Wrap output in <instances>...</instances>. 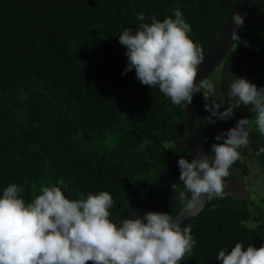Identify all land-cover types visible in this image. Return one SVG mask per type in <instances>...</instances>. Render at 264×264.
<instances>
[{
    "label": "trees",
    "instance_id": "obj_1",
    "mask_svg": "<svg viewBox=\"0 0 264 264\" xmlns=\"http://www.w3.org/2000/svg\"><path fill=\"white\" fill-rule=\"evenodd\" d=\"M236 1L0 0V192L16 183L30 202L41 186L63 181L70 199L108 191L114 222L133 210L175 218L182 210L171 188L183 190L178 159L191 160L186 109L141 84L134 71L122 75L126 48L118 36L142 23L139 12L162 21L179 9L204 51ZM239 36L207 79H215L216 102H228L234 75L264 87V0H254ZM205 103L211 101L198 93L208 152L217 134L254 116L242 106L231 119L212 117V123ZM249 140L246 149L264 170V154H256L264 137L255 126ZM240 169L247 173L241 157L225 185ZM190 227L196 244L180 264H221L218 252L237 242L264 246V198L223 194Z\"/></svg>",
    "mask_w": 264,
    "mask_h": 264
},
{
    "label": "clouds",
    "instance_id": "obj_2",
    "mask_svg": "<svg viewBox=\"0 0 264 264\" xmlns=\"http://www.w3.org/2000/svg\"><path fill=\"white\" fill-rule=\"evenodd\" d=\"M136 19L142 23L135 30L125 28L118 36L126 48L127 66L122 75L134 71L141 84L158 88L177 106L187 107L194 94L202 93L205 101H211L204 107L212 123L216 122L212 117L231 119L242 106L254 114L217 134L215 141L222 143L211 144V155L178 159L183 190L178 184L171 188L190 217L203 202L223 195L225 178L240 159L239 149L250 143L249 129L255 126L264 137V87L234 75L228 102H216L213 83L204 79L196 83L204 55L190 38L192 27L183 12L177 9L162 21L139 12ZM232 19L235 25H243L239 14ZM232 39L241 41L236 31ZM256 154H264V146ZM63 184L41 186L30 202L16 183L0 192V264H180L196 244L191 227L182 226L169 213L147 211L141 216L133 210L130 218L123 216L114 222L110 219L114 200L108 191L80 193L70 199L59 186ZM216 260L221 264H264V246L257 249L237 242L230 250L221 249Z\"/></svg>",
    "mask_w": 264,
    "mask_h": 264
},
{
    "label": "water",
    "instance_id": "obj_3",
    "mask_svg": "<svg viewBox=\"0 0 264 264\" xmlns=\"http://www.w3.org/2000/svg\"><path fill=\"white\" fill-rule=\"evenodd\" d=\"M254 0H237L230 15L228 16L222 29L203 51L204 60L198 66L196 83L200 80H207L221 66L226 56L232 51L236 41L232 39V32L236 31L239 35L248 19ZM239 14L242 17L243 25H235L233 16ZM188 145L191 159L208 153V147L205 140L201 112L198 104V93L194 94L192 103L185 107ZM209 201L203 202L198 206L192 216H188L184 208L176 215V219L182 221V226H191L194 221L206 209Z\"/></svg>",
    "mask_w": 264,
    "mask_h": 264
},
{
    "label": "rangeland",
    "instance_id": "obj_4",
    "mask_svg": "<svg viewBox=\"0 0 264 264\" xmlns=\"http://www.w3.org/2000/svg\"><path fill=\"white\" fill-rule=\"evenodd\" d=\"M214 80L212 79L210 83L214 84ZM239 151L241 160L246 164L247 173L242 169L238 170L236 177L226 184L223 194L259 201L264 198V170L252 157L251 150L242 147ZM250 225L254 226L253 223Z\"/></svg>",
    "mask_w": 264,
    "mask_h": 264
}]
</instances>
